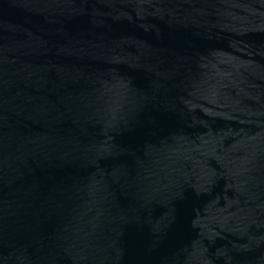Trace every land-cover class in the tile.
I'll return each instance as SVG.
<instances>
[{
	"label": "water",
	"instance_id": "obj_1",
	"mask_svg": "<svg viewBox=\"0 0 264 264\" xmlns=\"http://www.w3.org/2000/svg\"><path fill=\"white\" fill-rule=\"evenodd\" d=\"M0 264H264V0H0Z\"/></svg>",
	"mask_w": 264,
	"mask_h": 264
}]
</instances>
